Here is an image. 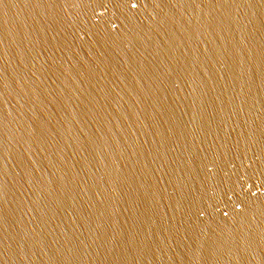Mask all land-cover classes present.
Masks as SVG:
<instances>
[{
	"label": "water",
	"instance_id": "1",
	"mask_svg": "<svg viewBox=\"0 0 264 264\" xmlns=\"http://www.w3.org/2000/svg\"><path fill=\"white\" fill-rule=\"evenodd\" d=\"M0 264H264V0H0Z\"/></svg>",
	"mask_w": 264,
	"mask_h": 264
}]
</instances>
